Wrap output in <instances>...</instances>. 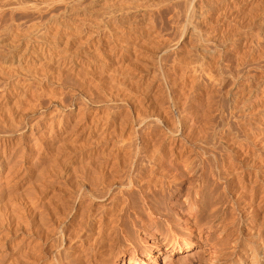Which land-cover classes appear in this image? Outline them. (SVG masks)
Returning <instances> with one entry per match:
<instances>
[{
  "label": "rangeland",
  "instance_id": "rangeland-1",
  "mask_svg": "<svg viewBox=\"0 0 264 264\" xmlns=\"http://www.w3.org/2000/svg\"><path fill=\"white\" fill-rule=\"evenodd\" d=\"M8 23L0 37L4 264L15 263L21 241L24 247L39 244L41 255L64 252L73 264H227L223 255L241 236L234 219L240 208L234 209L239 214L231 210L239 199L225 197L223 207L229 208L221 224L231 247L219 248L218 224L203 214L199 189L201 178L212 175L205 164L214 157L227 173L255 160L264 163V0H48L46 11L21 9ZM38 35L47 43H35ZM18 40L24 42L16 50ZM200 147L217 155L206 156ZM136 148L186 149L178 157L192 166L177 167L187 174L169 194L174 214L161 212L176 237L163 217L155 220L153 234L147 213L138 208L130 213L136 226L128 224L125 238H118L121 195L112 193L106 202L86 199L100 184L87 182L103 170L99 180L106 192V183L118 181L122 170L103 166L128 162ZM100 186L96 195L104 192ZM178 219L191 230L188 250Z\"/></svg>",
  "mask_w": 264,
  "mask_h": 264
},
{
  "label": "bare ground",
  "instance_id": "bare-ground-1",
  "mask_svg": "<svg viewBox=\"0 0 264 264\" xmlns=\"http://www.w3.org/2000/svg\"><path fill=\"white\" fill-rule=\"evenodd\" d=\"M48 6V0H0V37H4V34H2V28L5 27V25L9 24L8 22L13 18L14 13L21 10V9H25V10H43L46 11ZM190 20V19H189ZM191 21V20H190ZM13 22V21H12ZM7 27V26H6ZM40 34V33H38ZM22 35V34H21ZM39 36V35H38ZM197 36V35H196ZM47 37L45 36H39L36 37L34 39V42L37 44H43V43H47L46 40ZM4 41V40H3ZM2 39L0 38V44L1 46L3 45ZM11 41V40H10ZM12 42V41H11ZM24 42V41H23ZM22 41H16L13 45V48L16 50H19L22 46L21 43H23ZM31 43V42H30ZM11 45V44H10ZM29 46V45H28ZM42 46V45H41ZM168 46V45H167ZM11 50L12 46H10ZM43 47V46H42ZM3 48V47H2ZM39 48V46H38ZM45 48V47H43ZM37 49V48H36ZM35 49V50H36ZM41 49V47H40ZM26 51L28 49H25ZM1 51V50H0ZM2 52V51H1ZM23 52V51H22ZM25 52V51H24ZM31 52V51H30ZM36 52V51H35ZM44 52H46L44 50ZM26 53V52H25ZM40 53V52H39ZM24 54V53H22ZM22 54H20V56L24 57ZM36 53H34L35 55ZM43 54V53H41ZM40 54V56H41ZM47 54V53H46ZM1 55V53H0ZM26 55V54H25ZM29 56L31 54H28ZM5 56V55H4ZM19 56V55H18ZM38 55V57H40ZM7 57V56H5ZM21 57V58H22ZM27 57V56H26ZM32 57V55H31ZM37 57V56H36ZM1 58H3V56L1 55ZM10 58V57H9ZM20 58V57H19ZM29 58V57H28ZM43 58V57H42ZM41 58V59H42ZM5 59V58H4ZM8 59V58H7ZM30 59V58H29ZM33 59V58H32ZM37 59V58H36ZM45 59V58H44ZM14 60V59H13ZM35 60V59H34ZM39 60V59H38ZM37 60V61H38ZM36 61V62H37ZM19 62V61H18ZM28 62V61H27ZM39 62V61H38ZM44 62L42 64V66L46 63L47 61ZM41 62V63H42ZM20 64V63H19ZM40 64V63H39ZM45 64V65H46ZM41 65V64H40ZM27 72V71H26ZM43 72V71H42ZM45 73V72H44ZM17 75V74H16ZM27 75V74H26ZM14 76V75H13ZM25 95V94H24ZM25 97V96H24ZM19 98V97H18ZM36 98V97H35ZM22 98L18 99V101H21ZM22 102V101H21ZM20 104V103H19ZM33 106V105H32ZM29 106V107H32ZM6 108V107H5ZM2 110V109H1ZM6 110V109H5ZM8 110V109H7ZM14 113V112H13ZM32 114V113H31ZM23 115V114H22ZM34 116V115H33ZM20 118V117H18ZM1 119V118H0ZM7 122V121H6ZM18 123V121H17ZM25 125V124H24ZM25 127V126H24ZM9 131V130H8ZM5 133V132H4ZM11 133V132H10ZM2 134V133H1ZM13 134V132H12ZM204 144V143H203ZM202 147V146H201ZM199 149V151L204 154V155H215L213 153V150H207V148H201ZM126 151V150H125ZM222 151V150H221ZM127 152V151H126ZM191 152V151H190ZM189 152V153H190ZM197 152V151H196ZM158 154H163L165 157L164 158H159L157 156ZM184 153H186V149L184 148H170V149H160L157 152L153 153L150 151H146V149H141V148H136L134 150L130 151V160L129 158H127V161L124 162H119L118 160H116L117 162H114L113 164H107L106 166H103V169L106 170L108 168L112 169L114 167H116L114 170H116L117 168H121L122 170V174H121V178L118 181H114L113 180H109V182H107V179L105 180L103 177L102 179L105 180V182H107V188H106V192L103 190L105 189L104 187L102 188V186H100V184H102V181H100L99 176L102 174L100 170V175H96L97 173L94 172L95 176H97L96 178H92L91 176V182H87L88 184H95L101 187L100 189H102L103 194L102 195H96L97 192L99 191V193L101 192V190H97V188L99 187H95L93 188V190L95 189V195L94 192L93 194H91V197H87L91 198L92 200H103V202L109 200L110 196L112 195V193L116 192L121 195V198L118 200L117 202V207H119L118 209V215H117V222H113L115 223L114 225H117V237L118 238H122L124 236V233L126 232L125 229H127V225L128 224H135V221H132L131 217V211L135 210L134 212H136V210L138 208L143 209L146 213H147V221L148 223H150L149 230L155 234L157 232L156 226H154V223L159 222L160 218H165L167 216H169V213L174 214V209L172 208V203H171V198H170V192L172 191L173 186L175 185L176 182L180 181V179L186 177L187 171L185 172V174H182L179 172L178 170V166L180 164H184V167L186 166L187 169H189L192 165L188 164L185 161H181V157L180 155H183ZM216 153V152H215ZM263 154V153H262ZM217 155V154H216ZM215 155V156H216ZM230 155V154H229ZM264 155V154H263ZM180 158H179V157ZM162 157V156H161ZM201 157V156H200ZM263 157V156H262ZM104 158V157H103ZM105 158H110V157H105ZM213 158V157H211ZM217 158V157H216ZM225 158V157H224ZM256 158V157H255ZM260 158V157H259ZM257 159V158H256ZM184 160V159H183ZM248 160V159H247ZM107 162V161H106ZM145 162V163H144ZM220 162V161H219ZM229 164V163H228ZM246 164V163H245ZM204 165V164H203ZM207 165V169H210V171L212 172V175L209 177L208 179H202V186L200 187L199 191L203 192L204 194V200L201 202L202 208H203V214L206 215V218L212 221H216L217 222V228H219L218 230H220L219 233V238L221 240L220 243H218L219 248L222 247H227L226 245L228 244L230 246V244L228 243L231 239L230 235L227 234V228L225 227V225L221 224L222 220L224 219V217L226 216L225 211L228 210L225 209L224 206V202L225 201V197L229 196L232 200H236L238 201V203L234 206H232V204H230L232 206V213L238 208H240V217H238V215L234 216L232 215V218L234 216L237 217V219L239 218V220H237L238 224H239V228H240V237H234V248L232 249V251L229 253H224L225 255H223L224 260L228 259L226 262L227 264H264V163L261 162H257V160H255V162L252 163L251 166L247 167H243L240 170H236V172H229L227 173V171L225 172L224 167H222V165L217 163V160L215 159V157L213 158V160H209L206 161ZM231 167V166H230ZM242 167V166H241ZM98 168V167H97ZM153 168V169H151ZM155 168V169H154ZM102 169V168H101ZM226 169V168H225ZM229 169V168H228ZM235 169V168H234ZM96 170V169H95ZM99 170V169H97ZM152 170V171H151ZM233 169H231L232 171ZM208 171V172H210ZM105 172V171H104ZM210 172V173H211ZM92 174V175H94ZM99 174V172H98ZM105 175V173H103ZM103 175V176H104ZM115 175V174H114ZM94 176V177H95ZM90 177V176H89ZM113 177V176H111ZM117 178V177H116ZM117 178V179H118ZM88 179V178H87ZM112 179V178H111ZM116 179V180H117ZM89 180V179H88ZM90 180V181H91ZM200 180V181H201ZM100 181V182H99ZM113 181V182H111ZM103 181V183H105ZM104 186V185H103ZM177 186V185H176ZM93 187V186H91ZM92 189V188H91ZM90 190V189H89ZM97 190V191H96ZM91 192V191H90ZM87 193V192H86ZM89 193V191H88ZM5 194V193H4ZM101 194V193H100ZM9 195V194H8ZM85 193H84V197L85 198ZM118 195V196H119ZM200 195V194H199ZM88 196V195H86ZM250 197L249 202L244 201L242 198L245 197V199H247ZM117 197V196H116ZM120 197V196H119ZM81 198V197H80ZM118 198V197H117ZM113 199V198H112ZM227 199V198H226ZM230 199V200H231ZM242 199V200H240ZM84 200V199H83ZM91 200V201H92ZM229 200V201H230ZM111 201V200H110ZM228 201V200H227ZM234 201V202H236ZM242 201V202H240ZM26 202V201H25ZM109 202V201H108ZM50 203V202H49ZM56 203V202H55ZM227 204V203H226ZM17 205V204H16ZM34 205V204H33ZM155 205L157 206V211L159 212L158 215L156 216L157 219H154V215L157 214L156 211H154V207ZM229 205V204H228ZM229 205V206H230ZM9 206V205H8ZM13 206V205H12ZM36 206V205H35ZM49 206V205H48ZM230 206V207H231ZM41 207V205H40ZM53 207V206H52ZM9 208V207H8ZM38 208V207H37ZM54 208V207H53ZM1 209V208H0ZM52 209V208H51ZM235 209V210H234ZM45 210V209H43ZM237 210V211H238ZM235 211V212H237ZM238 211V212H239ZM73 212V211H72ZM161 212H166L168 215L164 216L161 214ZM228 212V211H227ZM234 212V213H235ZM237 212V213H238ZM66 213V212H65ZM75 213V212H74ZM117 213V212H116ZM178 215H184V211L182 209H180L178 211ZM236 213V214H237ZM42 214V213H41ZM40 214V215H41ZM127 214V215H126ZM230 214V213H229ZM239 214V213H238ZM22 215V214H21ZM20 215V216H21ZM46 215V214H45ZM52 215V214H51ZM115 215V214H114ZM113 215V216H114ZM135 215V213H134ZM228 215V214H227ZM34 216V215H33ZM44 216V215H43ZM116 216V215H115ZM112 217V219L116 218V217ZM124 216H127V220L124 221L123 223V218ZM48 217V216H47ZM109 217H111L109 215ZM32 218V217H31ZM40 218V217H39ZM50 218V217H49ZM81 218V217H80ZM98 218V217H97ZM95 218V219H97ZM100 218V217H99ZM108 218V217H107ZM162 218V219H163ZM231 218V216H230ZM20 219V218H19ZM23 219V218H22ZM101 224L100 226H102V224H104V222L106 221V219L104 218V216H102L101 218ZM136 219V218H135ZM233 219V220H234ZM38 220V219H37ZM44 220V219H43ZM42 220V221H43ZM65 220V219H64ZM134 220V219H133ZM156 220V221H155ZM226 220V219H225ZM232 220V221H233ZM235 220V221H236ZM33 221V220H32ZM36 221V220H35ZM45 221V220H44ZM43 221V222H44ZM62 221V220H60ZM98 221V220H97ZM111 221V220H110ZM136 221H139L138 219H136ZM234 221V222H235ZM21 224V221H18ZM38 222V221H37ZM40 222V220H39ZM42 222V223H43ZM108 222V221H107ZM141 222V221H140ZM228 222V221H227ZM232 222V223H234ZM35 223V222H34ZM45 223V222H44ZM61 223V222H60ZM100 223V221H99ZM117 223V224H116ZM161 223L164 224L170 231L171 234H173V236H177L176 231L172 228L171 226V222L165 218L164 220H161ZM173 223V222H172ZM214 223V222H213ZM230 223V222H229ZM231 223V225H232ZM19 224V223H18ZM93 224V223H92ZM109 224V222L107 223ZM137 224V223H136ZM135 224V226H136ZM235 224V223H234ZM44 224H42L43 226ZM64 225V223H63ZM106 225V224H105ZM178 225L181 227L180 233L183 234L184 239L182 240L183 242V246L186 248V250L191 248V230L189 228H187L184 224L181 223V220L178 219ZM215 225V224H214ZM237 225V224H236ZM19 226V225H18ZM22 226V225H20ZM24 226V225H23ZM59 226V225H57ZM99 226V227H100ZM113 226V225H112ZM134 226V225H133ZM216 226V225H215ZM219 226V227H218ZM229 226V225H228ZM25 227V226H24ZM56 227V226H55ZM103 227V226H102ZM234 227V226H233ZM29 228V227H28ZM27 228V229H28ZM42 228V227H41ZM47 228V227H46ZM60 231H61V227ZM98 228V227H97ZM113 228V227H112ZM115 228V227H114ZM232 228V227H231ZM50 229V227H49ZM64 229V228H63ZM107 229V228H106ZM104 227L102 228V230H100V232H103ZM20 230V229H19ZM22 230V227H21ZM20 230V231H21ZM32 230V229H31ZM40 230V229H37ZM42 230V229H41ZM48 230V229H47ZM57 230V231H56ZM99 229H97L98 232ZM116 230V229H115ZM235 230H237L235 228ZM234 230V231H235ZM239 230V229H238ZM237 230V231H238ZM45 230H43L44 232ZM50 231V230H48ZM47 231V232H48ZM58 233V228L54 229V232ZM64 232V230H62ZM236 231V233H237ZM26 232V231H24ZM31 232V231H30ZM55 232V233H56ZM82 232V231H81ZM89 232V231H88ZM91 232V231H90ZM22 233V232H21ZM33 233V232H32ZM53 233V232H52ZM80 233V232H79ZM104 233V232H103ZM115 233V234H116ZM233 233V232H232ZM50 234V232H49ZM47 234V235H49ZM65 234V233H63ZM75 234V233H74ZM99 234V233H98ZM234 234V233H233ZM17 235V234H16ZM67 235V233H66ZM73 235V234H72ZM80 235V234H79ZM82 235V234H81ZM88 235V234H87ZM23 236V234H22ZM29 236V234H28ZM56 236V235H54ZM59 236V235H58ZM63 236V235H61ZM60 236V237H61ZM97 236V235H96ZM95 236V237H96ZM103 236V235H102ZM232 236V234H231ZM237 236V235H236ZM239 236V233H238ZM26 237V236H25ZM34 237V236H33ZM37 237V236H36ZM52 237V235H51ZM67 238L69 236H66ZM74 237V236H72ZM80 237V236H79ZM233 237V236H232ZM242 237V238H241ZM35 238V237H34ZM39 237H37L38 239ZM50 238V237H49ZM86 238V237H85ZM123 238V239H124ZM43 239V238H41ZM51 239V238H50ZM59 239V238H58ZM57 239V240H58ZM62 239V238H61ZM60 239V241H61ZM69 239V238H68ZM67 239V240H68ZM81 239H83V237H81ZM80 239V240H81ZM104 239V238H103ZM21 240V239H20ZM31 240V239H30ZM49 240V239H48ZM85 240V239H83ZM95 239H93L94 241ZM233 240V238H232ZM29 241V240H27ZM43 241V240H42ZM52 241V240H51ZM79 241V239H78ZM76 241V242H78ZM89 241V240H88ZM92 241V242H93ZM97 242V240H95ZM107 241V240H106ZM25 242V240L23 241ZM30 242V241H29ZM81 242V241H80ZM79 242V243H80ZM102 242V241H101ZM19 243V241H18ZM37 243H39L37 241ZM43 243V242H42ZM45 243V241H44ZM54 243H56L54 241ZM65 243V241H64ZM71 245V242H69ZM78 243V244H79ZM98 243V242H97ZM231 243V242H230ZM61 244V243H60ZM63 244V243H62ZM61 244V245H62ZM67 244V243H65ZM76 244V243H75ZM90 247L92 246V243L90 242ZM178 244V243H177ZM41 245V244H40ZM59 246H56L57 249ZM64 245V244H63ZM86 245V244H85ZM18 246V244H17ZM25 246V245H24ZM22 246V241H21V245H19L17 247V252H16V259L13 258V260L15 261V263L13 261H9L10 263L13 264H73V262L71 261V259L69 260L68 257H66L63 252L60 253V251H57L53 248H56L55 245L51 246L53 247L51 249L54 250L56 253L53 255V251H52V255L50 256H46L41 255L42 253H44V249H42V247L39 246V244L37 245L36 243L34 244V246H30V247H24ZM28 246V245H27ZM68 246L69 245H65ZM72 246V245H71ZM70 246V247H71ZM75 247V245H73ZM72 246V247H73ZM80 246V245H79ZM4 247V246H3ZM48 247V245H47ZM50 247V248H51ZM64 247V246H63ZM71 247V248H72ZM81 247V246H80ZM89 247V245H88ZM180 247V246H179ZM231 247V246H230ZM41 248L42 252L40 254V249ZM4 249V248H3ZM16 249V247L14 248ZM48 249V248H47ZM67 248H64V250ZM50 250V249H49ZM16 251V250H15ZM48 251V250H47ZM50 251V252H51ZM66 251V250H65ZM72 251V250H71ZM70 251V252H71ZM98 251V250H97ZM226 251V250H225ZM50 252H46V254L48 255V253L50 254ZM68 252V251H67ZM84 252V251H83ZM66 253V252H65ZM77 253V252H76ZM81 253V252H80ZM86 253V252H85ZM92 253V252H90ZM8 254V253H7ZM72 255V254H71ZM70 255V256H71ZM2 256V255H1ZM73 257V255H72ZM76 257V256H74ZM80 257V256H79ZM5 258V257H4ZM79 259V258H78ZM77 259V260H78ZM79 262L81 260H78ZM8 262V263H9ZM76 263L79 264V262H77L75 260ZM138 263V261H136ZM74 263V264H76ZM81 263V262H80ZM93 263V262H92ZM136 263V264H137ZM0 264H4L3 260L0 259Z\"/></svg>",
  "mask_w": 264,
  "mask_h": 264
}]
</instances>
